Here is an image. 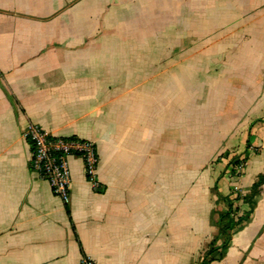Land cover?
<instances>
[{
  "label": "crops",
  "instance_id": "crops-1",
  "mask_svg": "<svg viewBox=\"0 0 264 264\" xmlns=\"http://www.w3.org/2000/svg\"><path fill=\"white\" fill-rule=\"evenodd\" d=\"M28 124L95 184L54 195ZM263 175L264 0H0V264H264Z\"/></svg>",
  "mask_w": 264,
  "mask_h": 264
},
{
  "label": "built area",
  "instance_id": "built-area-1",
  "mask_svg": "<svg viewBox=\"0 0 264 264\" xmlns=\"http://www.w3.org/2000/svg\"><path fill=\"white\" fill-rule=\"evenodd\" d=\"M24 137L31 151L29 169L48 183L54 195L62 200L69 195V156H77L82 160L86 178L95 184L98 155L93 142L75 137L52 136L35 124L27 125ZM243 167L244 163L240 161L236 170L241 171ZM80 264L96 263L83 257Z\"/></svg>",
  "mask_w": 264,
  "mask_h": 264
},
{
  "label": "trees",
  "instance_id": "trees-1",
  "mask_svg": "<svg viewBox=\"0 0 264 264\" xmlns=\"http://www.w3.org/2000/svg\"><path fill=\"white\" fill-rule=\"evenodd\" d=\"M221 155H224V152H222V153L220 154V156H218L216 159L222 157ZM239 162H240V161H237L236 164H238ZM263 181H264V175L261 176V177L258 179V181L253 185V192H252V194L255 193V191L257 190V188L259 187V185H260ZM229 211H230V208H229V210H228L226 213L221 214V215L219 216V219H220V220H225V221H227V222L229 223V229H230V230H233V229L239 227L243 222H247L248 219H249V217H250V215H248V216L245 217L244 219H238V220H235V221H234L233 218L231 217ZM251 213H252V206H251V210H250V214H251ZM211 253H212V250H209V251L203 256V258L201 259L200 264H208V256H209Z\"/></svg>",
  "mask_w": 264,
  "mask_h": 264
}]
</instances>
